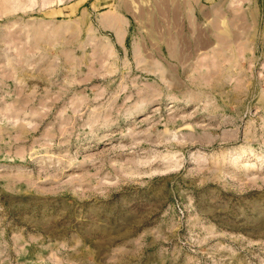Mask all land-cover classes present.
I'll return each mask as SVG.
<instances>
[{
    "label": "rangeland",
    "instance_id": "rangeland-1",
    "mask_svg": "<svg viewBox=\"0 0 264 264\" xmlns=\"http://www.w3.org/2000/svg\"><path fill=\"white\" fill-rule=\"evenodd\" d=\"M130 1L0 0V264H264V0Z\"/></svg>",
    "mask_w": 264,
    "mask_h": 264
},
{
    "label": "crops",
    "instance_id": "crops-1",
    "mask_svg": "<svg viewBox=\"0 0 264 264\" xmlns=\"http://www.w3.org/2000/svg\"><path fill=\"white\" fill-rule=\"evenodd\" d=\"M109 2L117 1L118 0H108ZM185 2L183 7L187 6H192L195 9H197L195 15L203 18L205 14L207 13V9H212L213 14L220 15L221 13L219 12L220 8L223 7H242L243 2L245 0H155L156 5L160 7V5L166 6V7H171L174 6L176 2ZM250 1V0H249ZM121 4L124 5L125 7H132L133 5L131 4L130 0H121ZM179 6L182 7V4L179 3ZM253 6V5H251ZM209 13V12H208ZM196 18V17H195ZM110 26V25H109ZM121 36V35H120Z\"/></svg>",
    "mask_w": 264,
    "mask_h": 264
},
{
    "label": "bare ground",
    "instance_id": "bare-ground-1",
    "mask_svg": "<svg viewBox=\"0 0 264 264\" xmlns=\"http://www.w3.org/2000/svg\"><path fill=\"white\" fill-rule=\"evenodd\" d=\"M28 1V0H27ZM15 2H16V0H15ZM34 3V2H33ZM14 6V5H13Z\"/></svg>",
    "mask_w": 264,
    "mask_h": 264
}]
</instances>
